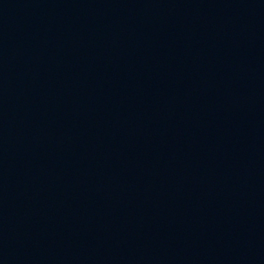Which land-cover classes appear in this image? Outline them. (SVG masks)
I'll return each instance as SVG.
<instances>
[{
  "label": "water",
  "instance_id": "water-1",
  "mask_svg": "<svg viewBox=\"0 0 264 264\" xmlns=\"http://www.w3.org/2000/svg\"><path fill=\"white\" fill-rule=\"evenodd\" d=\"M0 264H264V0H0Z\"/></svg>",
  "mask_w": 264,
  "mask_h": 264
}]
</instances>
